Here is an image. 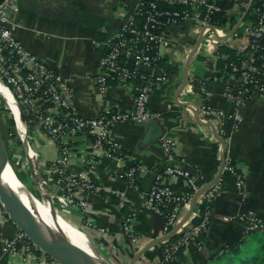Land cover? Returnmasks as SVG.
Listing matches in <instances>:
<instances>
[{"label":"crops","instance_id":"crops-1","mask_svg":"<svg viewBox=\"0 0 264 264\" xmlns=\"http://www.w3.org/2000/svg\"><path fill=\"white\" fill-rule=\"evenodd\" d=\"M139 1L18 0L14 17L19 27L15 35L27 49L61 75L73 91V105L81 115L94 116L105 105L113 109H128L132 105L136 82L110 81L106 95L101 96L96 89V64L106 39L134 18ZM250 7L249 2L243 8L232 4L230 12L215 22L216 28L224 34L221 37L204 34L201 26L191 20L171 29L170 34L174 37L168 48H160L157 64L147 69L142 67L154 76H165L150 96L148 107L153 117L142 123L127 121L112 126V135L120 143L124 154L123 160L101 158L95 169H85L90 138L78 135L74 139V158L69 171L76 174L84 168L86 176L93 181L92 191L82 195L93 214L89 220L75 210L60 209L59 213L65 218L56 214L66 227L83 229L93 251L105 263L130 264L144 247L141 256L132 264L159 263L164 241L159 240L165 236L162 233L163 219L145 208V193L152 185L155 174L166 165L159 146L161 135L177 141L174 161L199 181L200 188L214 179L224 153H229L244 176L248 192L247 200L242 202L233 176L221 170L223 188L214 199L209 227L169 264H202L209 257L219 254L223 245H233L246 237L249 232L241 218L244 212L251 213L264 224V97L251 101L243 109V122L239 127H234L233 122L227 119L222 123L211 117L201 120L197 113L202 99L201 80H206L205 87L210 94L207 102L226 111L230 109L223 94L225 84L234 83L235 77L225 75L220 63L215 68L211 67L205 58L214 53L216 47L230 53L244 49L246 38L240 24L251 17ZM244 14L240 24L227 37ZM200 34L202 39L189 60L187 78L178 93L185 75L186 60ZM93 39L97 45L91 42ZM15 130L17 139H11L10 147L2 139L8 158L11 155L15 160L12 165L16 170L14 173L23 186L17 172L31 178L37 195L25 187L37 199L46 200L33 178L31 166L33 163L39 167L36 178H50L44 166L55 160L57 145L47 136L33 132L27 124L24 139L17 128ZM27 148L31 151L28 152ZM95 152L102 154L100 149ZM135 163L141 167L137 175V188L118 177L121 170ZM164 183L176 191L185 188L183 179L177 176H165ZM50 191L56 192L55 189ZM49 204L51 206L50 201ZM205 205V200L199 194L184 224L198 222ZM189 208L190 202L182 218ZM127 216L131 218L133 232L139 237L135 246L130 245L122 230V222ZM87 221L91 222L89 226H85ZM96 227L105 230L100 232ZM16 229V225L0 213V249ZM0 264L26 263L0 251ZM49 264L61 263L56 261Z\"/></svg>","mask_w":264,"mask_h":264},{"label":"built area","instance_id":"built-area-1","mask_svg":"<svg viewBox=\"0 0 264 264\" xmlns=\"http://www.w3.org/2000/svg\"><path fill=\"white\" fill-rule=\"evenodd\" d=\"M17 2L0 1V80L12 92L25 124L31 126L33 132L47 136L57 145L55 160L47 166L42 163L50 178H36L39 167L33 163L31 166L33 178L43 197L51 202V207L57 205L61 209L75 210L89 220L93 213L82 195L91 192L94 183L86 176L85 169H95L101 158L123 160L121 145L112 135L113 124L127 121L142 123L153 117L148 107L150 96L165 76H154L142 67L147 69L157 64L160 48H168L174 37L170 34L171 29L186 20L199 24L204 34L224 36L216 28L213 19L217 14L226 16L230 9H223L216 0H140L134 18L106 39L96 64L98 94L106 95L110 81H135L132 105L128 109H113L105 105L98 114L85 116L76 111L73 91L61 75L50 69L43 59L17 39L15 32L19 23L14 17ZM247 2L251 6V17L240 24L246 38L244 49L230 53L216 47L214 53L205 58L211 67L215 68L220 63L225 75L235 77L234 83L225 84L223 94L230 109L226 111L210 105L207 102L210 94L205 87L206 80H201L202 99L197 107L201 120L211 117L222 123L227 119L233 122L234 127H239L243 122V109L251 101L264 97V0H233V5L243 8ZM91 42L98 44L94 39ZM78 135L90 138V151L84 161L85 169L72 174L69 171L74 158L72 143ZM176 145L177 141L170 136L159 137L166 165L155 174L152 185L145 193V208L163 219V235L180 222L193 194L200 188L199 181L187 169L175 163ZM99 149L101 155L95 152ZM140 169L139 164H130L118 173V177L137 188ZM222 170L233 176L240 200L245 202L248 192L244 176L229 153L223 155ZM165 176L181 177L185 183L184 190L176 191L165 185ZM222 188L223 180L219 174L201 193L206 205L200 220L194 224H184V230L182 227L177 229L171 239L162 242L158 264H169L189 243L207 230L212 220L214 199ZM0 207L1 215L8 217L1 203ZM241 218L247 232H264V224L251 213L244 212ZM90 224V221L85 222V226ZM96 228L100 232L105 230L102 227ZM122 230L130 245H137L139 237L132 230L129 216L124 218ZM0 251L26 264L56 262L18 228L1 245Z\"/></svg>","mask_w":264,"mask_h":264},{"label":"water","instance_id":"water-1","mask_svg":"<svg viewBox=\"0 0 264 264\" xmlns=\"http://www.w3.org/2000/svg\"><path fill=\"white\" fill-rule=\"evenodd\" d=\"M247 10L245 14L247 13ZM245 14L238 20L227 37L237 28ZM201 39L202 35L200 34L193 50L186 60L185 75L178 89V93L181 91L185 84L187 78L186 71L188 68L189 60L193 53L197 50ZM7 165H10V161L5 149L4 142L0 136V203L2 204V207L7 213L9 219L16 225V227L22 230L28 236V238H30V240L34 242L41 250H43L51 258L61 264H97L94 258L88 252L73 245L60 243L47 233L46 229L43 225H41L40 221L37 219L36 215L31 211V209L20 200V198L10 187L2 182V174L6 170ZM221 170L222 163L219 167L217 175L210 183H212L219 176ZM210 183L205 184L193 194L190 201V208L185 213L184 217L177 225L172 228V230L168 234H166L159 241L171 239L174 236L175 231L183 226V224L187 220V217L192 211L195 199L206 189V187H208V185H210ZM182 230H184V227H182ZM144 248L136 253L130 264H132L135 259L141 256Z\"/></svg>","mask_w":264,"mask_h":264},{"label":"bare ground","instance_id":"bare-ground-1","mask_svg":"<svg viewBox=\"0 0 264 264\" xmlns=\"http://www.w3.org/2000/svg\"><path fill=\"white\" fill-rule=\"evenodd\" d=\"M0 97L2 102L9 109L15 125L17 126L18 133L24 139L25 138V125L23 116L17 105L13 94L8 87L0 80ZM27 147V145H26ZM28 152L31 149L27 148ZM30 157V156H29ZM2 182L10 187L20 200L31 209L44 226L47 233L60 243L73 245L79 249L88 252L95 260L97 264H107L93 251L87 235L83 234L81 230L76 228H67L59 224L57 214L51 210V206L47 200H40L34 197L29 190L21 184L17 179L14 170L11 165H7L6 170L2 174ZM61 223V222H60Z\"/></svg>","mask_w":264,"mask_h":264},{"label":"trees","instance_id":"trees-1","mask_svg":"<svg viewBox=\"0 0 264 264\" xmlns=\"http://www.w3.org/2000/svg\"><path fill=\"white\" fill-rule=\"evenodd\" d=\"M216 2L223 9H230L233 4V0H216ZM222 16L224 15H215L214 23ZM202 264H264V232L250 231L235 244L223 245L219 254L209 257Z\"/></svg>","mask_w":264,"mask_h":264},{"label":"rangeland","instance_id":"rangeland-1","mask_svg":"<svg viewBox=\"0 0 264 264\" xmlns=\"http://www.w3.org/2000/svg\"><path fill=\"white\" fill-rule=\"evenodd\" d=\"M210 36V35H209ZM210 37H212V36H210ZM6 85V84H5ZM7 86V85H6ZM8 87V86H7ZM9 89V88H8ZM10 90V89H9ZM12 93V92H11ZM23 120H24V118H23ZM24 125H25V122H24ZM16 128H17V126H16ZM15 128V123H14V121H13V118H12V116H11V113H10V111H9V109L8 108H6V105L2 102V99H1V97H0V136H1V138L5 141V145L6 146H8V147H10L11 146V139H13V138H16L17 139V137H15L16 135L15 134H17L16 133V129ZM18 129V128H17ZM18 131V130H17ZM13 156H9V161H10V163H11V166L14 164V162H15V160H14V158H12ZM15 166H16V164H15ZM12 168H13V170L14 171H16L15 170V167L14 166H12ZM15 174H16V172H15ZM17 175H18V177L22 180V182L24 183V185L29 189V190H31L32 192H34L36 195H37V192L36 191H34L35 190V188H34V185H35V183H34V181L31 179V178H29V177H27V175L26 174H24L23 172H17ZM33 181V183H31ZM34 184V185H33ZM60 209L61 208H59L57 205H55V206H52L51 207V210L55 213V212H57L58 214H60L59 213V211H60ZM60 215H62V214H60ZM63 216V215H62ZM64 218H65V216H63ZM63 218V219H64ZM56 220H58V222L60 221L59 220V218L57 217V218H55ZM61 222V221H60ZM59 222V224L60 225H62V226H65L62 222L60 223ZM69 223V222H68ZM75 227H77V226H75ZM67 228H71L69 225L67 226ZM79 230H81V232L83 231L84 233H85V231L83 230V229H81V228H79V227H77ZM83 233V234H84ZM85 235H87L86 233H85Z\"/></svg>","mask_w":264,"mask_h":264}]
</instances>
